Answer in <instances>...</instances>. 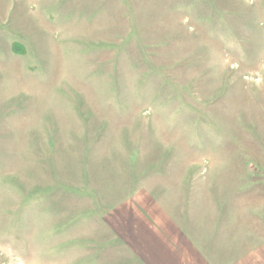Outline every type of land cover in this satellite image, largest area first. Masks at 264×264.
Wrapping results in <instances>:
<instances>
[{"label": "rangeland", "instance_id": "374dc122", "mask_svg": "<svg viewBox=\"0 0 264 264\" xmlns=\"http://www.w3.org/2000/svg\"><path fill=\"white\" fill-rule=\"evenodd\" d=\"M232 198L264 237V0H0V264H148L127 227Z\"/></svg>", "mask_w": 264, "mask_h": 264}, {"label": "crops", "instance_id": "0c3cea01", "mask_svg": "<svg viewBox=\"0 0 264 264\" xmlns=\"http://www.w3.org/2000/svg\"><path fill=\"white\" fill-rule=\"evenodd\" d=\"M183 173L178 183L181 189H183ZM162 181L163 179L159 180V178L153 180L154 184L158 185ZM149 182L150 180L147 182L149 186L147 189L150 190L153 184ZM187 201L183 203V200H179L175 207H169L165 215L163 214L158 228L155 229L149 224L147 232L153 236H146L144 225L140 228L139 225L134 226L135 231H145L141 236L133 233V224L127 227L130 231L128 234L130 238H127L132 239V242L149 240L148 245L141 243L138 252L145 262L148 264H264V237L260 227L262 223L260 218L252 216L248 224L254 225L253 233L250 228L247 229V219L243 216L245 204L234 200L228 202L226 207L233 211H229L230 215H226L225 219L223 216L220 217L224 221L218 223L220 220L216 219L215 223L208 201L205 206V203L200 206L203 207L200 216L195 212L198 207L197 200L192 201L191 204ZM137 203L141 205L138 206ZM146 203V201H125L122 203L124 210L120 212L128 217L135 213L142 217L147 215L143 210H149ZM220 213L222 211L219 215ZM150 237L153 239L150 240ZM155 239H158L157 244ZM135 244L137 246L138 242Z\"/></svg>", "mask_w": 264, "mask_h": 264}]
</instances>
